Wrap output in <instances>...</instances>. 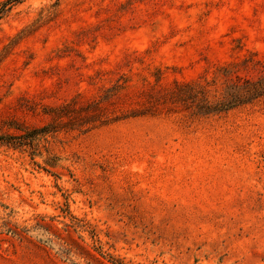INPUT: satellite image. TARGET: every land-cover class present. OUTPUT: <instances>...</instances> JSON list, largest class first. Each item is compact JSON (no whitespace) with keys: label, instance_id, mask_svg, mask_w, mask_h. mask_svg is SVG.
Returning <instances> with one entry per match:
<instances>
[{"label":"rangeland","instance_id":"1","mask_svg":"<svg viewBox=\"0 0 264 264\" xmlns=\"http://www.w3.org/2000/svg\"><path fill=\"white\" fill-rule=\"evenodd\" d=\"M263 78L264 0L9 4L0 264H264Z\"/></svg>","mask_w":264,"mask_h":264},{"label":"trees","instance_id":"2","mask_svg":"<svg viewBox=\"0 0 264 264\" xmlns=\"http://www.w3.org/2000/svg\"><path fill=\"white\" fill-rule=\"evenodd\" d=\"M16 1H19V0H7L5 1L1 6H0V14L2 11H4V9L11 3L13 2H16ZM246 94L247 95H251V96H263L264 95V78L259 80L258 82H255V83H248V85L246 86ZM230 100L228 101H225V102H222L220 104L221 107H224V106H227L228 104H230ZM201 107H204V106H201ZM208 107V109H211L212 106H206ZM54 129H57V126H54V125H47L45 126L44 128L42 129H39L37 130L38 132L40 133H48L50 131H53ZM17 137H13V136H8V135H0V142H11L13 140H16Z\"/></svg>","mask_w":264,"mask_h":264}]
</instances>
